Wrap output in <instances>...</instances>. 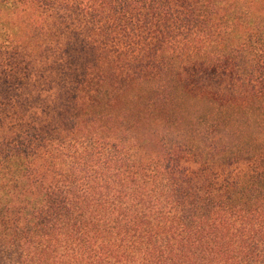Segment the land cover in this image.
Returning a JSON list of instances; mask_svg holds the SVG:
<instances>
[{"label": "trees", "instance_id": "trees-1", "mask_svg": "<svg viewBox=\"0 0 264 264\" xmlns=\"http://www.w3.org/2000/svg\"><path fill=\"white\" fill-rule=\"evenodd\" d=\"M116 37L117 71L47 64L77 80L68 104L0 136V264H264V157L204 186L179 167L264 156V0H0V53L25 69ZM21 80L0 72V97Z\"/></svg>", "mask_w": 264, "mask_h": 264}, {"label": "rangeland", "instance_id": "rangeland-1", "mask_svg": "<svg viewBox=\"0 0 264 264\" xmlns=\"http://www.w3.org/2000/svg\"><path fill=\"white\" fill-rule=\"evenodd\" d=\"M67 20L70 21V26L80 33V35L71 33L69 35L70 42L75 46L85 44L88 40L85 34L87 25L79 22L74 16L67 18ZM97 51L98 53H89L88 51L87 53H41V56L46 58V64L45 62H37L33 65L24 66L26 69L12 64L21 62L26 53H0V72L5 73L6 77L11 79L13 76L22 79L20 82H14V88L17 87V89L13 94L12 102H6L0 97V136L8 131L10 125L19 121L34 122L38 125L45 123L47 119H54L58 116L59 111L68 104V100L65 97L62 98L58 94V90L65 88L69 93L75 92L77 80L70 76L64 84L62 80L53 79L56 69L47 64L55 63L61 58L67 57L70 59L68 69H70L71 74H74L73 70L82 73L87 67L88 79L99 69L104 70L110 64L115 65L116 69L114 70L117 71L118 37L102 42ZM97 56L104 58L101 67L95 62ZM73 57L81 60L78 62L79 67L77 69L74 67L76 63L72 61ZM115 86L114 92L118 94V80ZM21 88H23L21 93L16 94ZM90 89L92 91L91 87ZM211 89L227 93L230 91V83L226 77L222 76V80L213 83ZM90 93L81 92L78 94L80 106L90 103ZM11 103L14 106H11ZM170 145L174 147L176 144L171 142ZM263 157V155H256L251 159H239L229 163L204 166L201 162L186 156L179 161V167L190 175L197 185L204 186L210 181L219 184L228 177L239 176L253 169L261 170Z\"/></svg>", "mask_w": 264, "mask_h": 264}]
</instances>
